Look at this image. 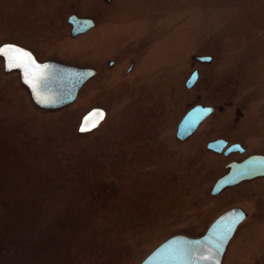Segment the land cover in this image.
I'll use <instances>...</instances> for the list:
<instances>
[{
    "label": "rangeland",
    "instance_id": "374dc122",
    "mask_svg": "<svg viewBox=\"0 0 264 264\" xmlns=\"http://www.w3.org/2000/svg\"><path fill=\"white\" fill-rule=\"evenodd\" d=\"M72 14L97 27L73 38ZM8 42L99 74L44 110L0 58V264H141L237 207L248 219L224 264H264V181L212 195L241 157L207 150L228 137L264 154V0H0ZM199 104L216 111L181 142ZM95 107L107 119L79 133Z\"/></svg>",
    "mask_w": 264,
    "mask_h": 264
},
{
    "label": "water",
    "instance_id": "95a60500",
    "mask_svg": "<svg viewBox=\"0 0 264 264\" xmlns=\"http://www.w3.org/2000/svg\"><path fill=\"white\" fill-rule=\"evenodd\" d=\"M70 22L74 25V35L84 32L94 25L92 20H82L77 16H72ZM16 48L22 50L19 55L30 62V67L25 68L23 74L26 81L28 79L32 88L38 87L39 83H43V80L48 78L51 64H40L30 52L18 46ZM199 60L203 63H209L212 61V58L200 57ZM18 68L22 71L24 70L23 67ZM62 69L65 72L63 70L60 72V86L63 87L68 79L73 78L77 79L75 81L77 90L68 89L69 93L67 96H63L56 101H49L48 98H41L40 95L39 101L42 103L41 105L45 107H56L60 104L74 102L79 89L95 74V71L91 70H80L76 68L64 69L63 67ZM26 70H29V76L33 77H28ZM198 78L199 73L195 71L187 82V88L194 87ZM31 79L36 82L32 83ZM213 113L214 108L211 106L197 105L192 108L180 122L177 138L185 141L193 136L201 124ZM106 117L107 113L104 109H93L82 119L79 133L87 134L97 130L104 123ZM93 124H95V127H92ZM82 128L90 130L82 131ZM208 147L213 151L222 152L227 147V142L223 140L214 141ZM238 150L243 151L241 145H234L227 151V154ZM259 176H264V156L262 155L252 156L242 163H232L229 173L219 179L214 185L212 195H219L227 187L238 185L245 180ZM241 215L243 219L238 220ZM247 217L248 215L242 208L230 209L221 214L201 237L193 238L186 235L173 236L159 245L141 264H216V262L222 264L230 242ZM229 228H231V231H229Z\"/></svg>",
    "mask_w": 264,
    "mask_h": 264
},
{
    "label": "flooded vegetation",
    "instance_id": "af4514ba",
    "mask_svg": "<svg viewBox=\"0 0 264 264\" xmlns=\"http://www.w3.org/2000/svg\"><path fill=\"white\" fill-rule=\"evenodd\" d=\"M72 16H77V15H75V14H72V15H70V17H69V19H68V22H69V24L71 25V28H72V30H71V36L73 37V38H78V37H82V36H85V35H88V34H90L96 27H97V23H96V21L94 20V19H92V18H86V17H79V16H77L79 19H82V20H92L93 22H94V25L91 27V28H89V29H87L86 31H84V32H80V33H78V34H76V35H74L73 34V31H74V25L70 22V18L72 17ZM6 45H15V46H18V47H20V48H22V49H25L26 51H28V52H30L31 54H33L34 55V57L36 58V60L40 63V64H51V67H50V72H49V75H48V78L46 79V80H43V83H39V86L38 87H31V83H29L28 82V79H27V81H26V79H25V77H24V71H25V67H23V71L20 69V68H18V67H9L8 65H9V61H8V58L6 57V56H4L3 54H0V58H1V60L3 61V67H4V70H5V72L7 73V74H13V73H16V74H18L19 75V77H20V82H21V84L28 90V92H29V95L31 96V98H32V100H33V102H34V104L35 105H37L39 108H41V109H44V110H59V109H62V108H65V107H67V106H69V105H71V104H73V103H75L76 101H77V99L79 98V95H80V93H81V91H82V89L90 82V81H92L94 78H96L97 76H98V74H99V70L97 69V67H93V66H90V67H79V66H76V65H71V64H66V63H62V62H59V61H57V60H55V59H47V60H44V61H42L40 58H39V56L32 50V49H29L27 46H24V45H20V44H18V43H15V42H8V43H3V44H1V46H0V48H3L4 46H6ZM199 59V58H198ZM200 61V60H199ZM24 62H25V64L27 65V67L29 66L30 67V62H29V60H27V59H24ZM110 64H111V66H113L114 64H115V61H111L110 62ZM62 67L64 68V69H67V68H76V69H80V70H91V71H95V74L90 78V79H88L85 83H84V85L79 89V91H78V93H77V98H76V100L74 101V102H72V103H66V104H60L59 106H56V107H49V106H47V107H45V106H43V105H41L42 103L39 101V96L41 95V98H48V100L49 101H56V100H58L59 98H62L63 96H67V94L69 93L68 92V89H74V90H77V88H76V86H75V81H77V79H73V78H70V79H66L67 81H66V83L63 85V87H61L60 85H61V82L59 83V80L61 79V77H60V72L63 70L62 69ZM46 70V69H45ZM134 71V66H132V65H130L129 67H128V71H127V73H129V74H131L132 72ZM26 72H27V75H28V77H33V76H29V74H30V71L29 70H26ZM63 72H65L64 70H63ZM199 76H200V74H199ZM198 81H199V78H198ZM197 81V82H198ZM31 82L32 83H35L36 81L35 80H33V79H31ZM45 82H48V83H45ZM186 87H187V83H186ZM38 96V97H37ZM199 105H201V104H199ZM98 108H100V109H103V108H101V107H95V108H92V110L93 109H98ZM214 108V107H213ZM91 110V111H92ZM106 111V110H105ZM215 108H214V113H215ZM89 113V112H88ZM107 113V112H106ZM214 113L212 114V115H214ZM211 115V116H212ZM210 116V117H211ZM209 117V118H210ZM208 118V119H209ZM106 119H107V117H106ZM207 119V120H208ZM206 120V121H207ZM205 121V122H206ZM105 122V121H104ZM205 122H203L202 124H201V126L205 123ZM201 126L199 127V129L201 128ZM199 129L196 131V133L199 131ZM195 133V134H196ZM195 134H193V136H195ZM193 136H191V137H193ZM190 137V138H191ZM190 138H188V139H190ZM188 139H186L185 141H187ZM219 140H223V141H225V142H227V147L222 151V152H216V151H213V150H211V149H209V144L211 143V142H214V141H219ZM181 141V140H180ZM185 141H181V142H185ZM234 145H241V147H242V149H243V151H241V150H238V151H236V152H232V153H230V154H227V151L232 147V146H234ZM207 150L211 153V154H213V155H216V156H223L224 158H231V157H233V156H240L241 158L240 159H233V160H231V161H229L227 164H226V171L221 175V176H219L218 177V179H217V181L219 180V179H221L222 177H224L225 175H227L228 173H229V171H230V165L232 164V163H242V162H244L245 160H247L248 158H250V157H252V156H256V155H262V156H264V154H261V153H253V154H248V149H247V147H245L241 142H239V141H231L230 139H228V137H219V138H216V139H214V140H211V141H209L208 143H207ZM264 181V176H259V177H255V178H253V179H249V180H245V181H243V182H241L240 184H238V185H235V186H230V187H227V188H225L219 195H216V196H220L221 194H223L224 192H226V191H228L229 189H233V188H236V187H239V186H242V185H245V184H247V183H254V182H257V181ZM216 181V182H217ZM216 184V183H215ZM214 184V185H215ZM247 219H248V217H247ZM246 219V220H247ZM245 220V221H246ZM244 221V222H245ZM243 222V223H244ZM242 223V224H243ZM241 224V225H242ZM241 225H240V227H241ZM239 227V228H240ZM239 228H238V230H237V232H236V234H235V236L233 237V239L236 237V235H237V233H238V231H239ZM232 239V240H233ZM232 242V241H231ZM231 242H230V244H229V246H228V249H227V252H228V250H229V247H230V245H231ZM227 252H226V254H227ZM226 254H225V256H224V259H223V262H222V264H224V261H225V257H226Z\"/></svg>",
    "mask_w": 264,
    "mask_h": 264
},
{
    "label": "snow or ice",
    "instance_id": "6c2138e0",
    "mask_svg": "<svg viewBox=\"0 0 264 264\" xmlns=\"http://www.w3.org/2000/svg\"><path fill=\"white\" fill-rule=\"evenodd\" d=\"M20 52H22V50L17 49L14 45H7L3 48H0V54H3L8 58L9 67H25L27 69V65L24 62V57L19 55ZM92 127H95V124H93ZM81 130L86 131L90 129L82 128ZM239 219H243V216L241 215L238 220ZM229 231H231V228H229ZM216 264H218V262H216Z\"/></svg>",
    "mask_w": 264,
    "mask_h": 264
},
{
    "label": "bare ground",
    "instance_id": "6f19581e",
    "mask_svg": "<svg viewBox=\"0 0 264 264\" xmlns=\"http://www.w3.org/2000/svg\"><path fill=\"white\" fill-rule=\"evenodd\" d=\"M102 125H103V124H102ZM102 125H101V126H102ZM101 126H100V127H101ZM100 127H99V128H100Z\"/></svg>",
    "mask_w": 264,
    "mask_h": 264
}]
</instances>
